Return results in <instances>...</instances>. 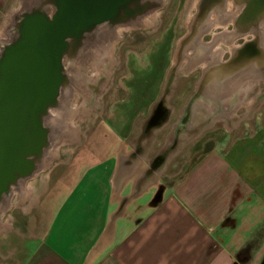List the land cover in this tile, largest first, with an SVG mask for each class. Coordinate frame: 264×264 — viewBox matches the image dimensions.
<instances>
[{"label": "crops", "instance_id": "crops-1", "mask_svg": "<svg viewBox=\"0 0 264 264\" xmlns=\"http://www.w3.org/2000/svg\"><path fill=\"white\" fill-rule=\"evenodd\" d=\"M152 111L128 137L103 142L116 147L112 156H78L73 183L53 202L43 231L21 244L16 264H264V121L230 140L213 120L179 149L191 144V158L214 141L211 150L172 180L169 148L153 155L156 139L131 135L156 127Z\"/></svg>", "mask_w": 264, "mask_h": 264}, {"label": "rangeland", "instance_id": "rangeland-1", "mask_svg": "<svg viewBox=\"0 0 264 264\" xmlns=\"http://www.w3.org/2000/svg\"><path fill=\"white\" fill-rule=\"evenodd\" d=\"M35 1H0V45L8 42L14 18ZM156 1L157 7L138 20L135 27H120L119 30L104 27L97 30L78 56L66 62L72 66L70 70L74 71V66L84 56L92 52V59L95 57L92 63L86 64L82 76L77 77L78 81L70 77L69 86L63 92L72 90L74 85L81 89L70 102L72 114L76 112L71 118V126L78 130V140L74 143L66 139L59 141L54 147L56 156H51V162L44 168L45 154L38 171L24 181V190L18 187L2 205L5 210L0 212V264H16L21 244L43 231L53 202L75 179L81 166L78 156L88 153L112 156L116 147L103 145V142L128 137V128L133 127L135 121L143 120L151 106L152 123H157L156 127L141 131V134L140 130L132 129L131 135L137 133L141 137L156 139L151 152L153 155L161 147L169 148L164 158L167 157L169 161L167 173L173 177L172 180H180L183 177L181 174L193 167L208 149L211 150L214 141L200 145L199 152L191 158L188 157L191 144L185 146L183 151L179 149L182 140L191 139L193 142L192 138L200 135L204 131L203 127L212 125L213 120L216 119L215 126L219 127L222 134H230V140L236 136L251 135L256 122L264 121L263 80L253 84L240 104L238 98L234 105L224 106L221 112L209 109L211 105L196 92L199 87L203 89L202 77L198 78L203 66L191 72L192 69L186 70L183 60L179 64L176 62L179 42L198 0ZM149 15L151 18L147 25H140L142 19L146 20ZM167 25L169 27L164 29ZM221 29V26L213 28L204 42H209L211 36L218 34ZM173 30L176 32L174 35ZM159 31L161 34L157 37ZM189 50L190 45L184 44L180 54L189 53ZM202 52L198 50L190 62L195 63ZM92 67L95 73L90 70ZM84 78L87 82L91 78L86 87ZM192 105L197 108L195 114H191L192 110L189 109ZM161 109L166 115L164 119L167 117L168 120L166 126L158 124L163 117ZM192 120L201 123L198 127H191ZM188 122L190 126L187 128ZM54 126L56 129L52 132L51 144L57 142L61 132L56 121ZM237 126L238 130L235 129Z\"/></svg>", "mask_w": 264, "mask_h": 264}, {"label": "water", "instance_id": "water-1", "mask_svg": "<svg viewBox=\"0 0 264 264\" xmlns=\"http://www.w3.org/2000/svg\"><path fill=\"white\" fill-rule=\"evenodd\" d=\"M154 7L150 0H36L14 18L0 45V205L38 171L51 145L50 112L70 82L65 63L97 30L137 24ZM263 10L264 0H246L237 22H253Z\"/></svg>", "mask_w": 264, "mask_h": 264}, {"label": "flooded vegetation", "instance_id": "flooded-vegetation-1", "mask_svg": "<svg viewBox=\"0 0 264 264\" xmlns=\"http://www.w3.org/2000/svg\"><path fill=\"white\" fill-rule=\"evenodd\" d=\"M150 1L155 2L157 7L156 0ZM245 1L246 0H198L195 5L194 14L188 21L185 33L179 42L180 48L182 49L183 45L188 43L191 47V51H189L192 53L191 58L193 59L198 53V50H202V54L206 55L205 50L207 49V45L213 39H216V43L208 58L209 62L213 63L215 61H219L216 65H221L222 68L233 71L237 70V73L247 69L249 66H255L256 68L262 70L264 66V49L260 45V34L264 29V10L259 14L257 19L253 20V22H249L247 24L238 23L237 18L241 15V12L245 8ZM151 10L148 13H150ZM214 17H216L217 20H221L222 24L211 27L210 24ZM256 22H259L258 25H254ZM217 26H221L223 29H221L218 34L211 36L209 42H204V38L209 36L212 29ZM168 27L169 25H167L164 29H167ZM161 31H159L156 35L157 37L161 34ZM174 34H176V32L173 30V35ZM222 37H226L224 39L225 43H222ZM229 46H232V51L229 49ZM177 56L176 62L179 64L183 60L187 68L186 70L192 69L191 72L200 68V65L203 66L198 78L202 77L204 72L208 69V67L205 68L206 65L204 63L198 64L193 68H188L190 66L189 62L185 61V58H182L181 55L177 54ZM68 69H72V66L65 63V71L67 75L71 77L67 72ZM251 74L254 76L255 72ZM96 76L97 74H95V77ZM254 83H258V81L255 82L253 80H249L241 82L238 84L239 88L237 91L232 94V91L236 86V81H234L233 84L223 92L225 96L230 95V97H225V100L221 104L211 102L214 98L218 97L219 94L218 90L214 91L212 87H209V89H200L199 87L196 92L204 97H208L210 99H206L208 104L216 110H221V108L226 105H234L238 98L240 104V101L244 98L245 93L253 86ZM165 91H167L166 88ZM62 94L63 93H61V95ZM161 114V116L164 115L162 109ZM148 119L149 122H152V114Z\"/></svg>", "mask_w": 264, "mask_h": 264}, {"label": "bare ground", "instance_id": "bare-ground-1", "mask_svg": "<svg viewBox=\"0 0 264 264\" xmlns=\"http://www.w3.org/2000/svg\"><path fill=\"white\" fill-rule=\"evenodd\" d=\"M150 16L151 15L146 17V20H145V18L142 19V21L139 24L142 26L147 25V21L149 20V18H151ZM218 24H222L221 20H219V19L217 20V18L214 17L213 20L211 21L210 26L212 27V26L218 25ZM135 26H136V24H133V25H130L128 27L131 28V27H135ZM128 27H123V29H127ZM119 29H120V27H116V30H119ZM225 38L226 37L223 38L222 43H225L224 42ZM215 40L216 39H213L207 45V49L205 50L206 55L202 54L200 57H198V59L195 63L190 62V60H192V58H191L192 53L191 52H189V53L183 52V54H180L181 48H179L177 51V54L181 55L182 58H185V61L189 62L190 66L188 68H191V67L193 68L195 65H197L199 63H204L206 65L205 68L208 67V69L204 72V74L202 76V82H204L203 88L209 89V87H212V89H214V91L218 90V93H219L218 97L214 98V100H212L211 102L216 103V104H221L225 100V97L226 98L230 97V95L225 96L223 92L225 90H227L230 87V85L233 84L234 81H236V86H235L234 90L232 91V94H234L235 91H237V89L239 88L238 84L241 82H245V81H249V80H253L255 82H257L259 80L264 81V68L262 70H260V69L256 68L255 66H249L247 69L242 70V71L237 73V70L236 71H230L229 69L222 68L221 65H216V63H218L219 61H215L213 63L209 62L208 58H209V55H210L212 48L214 47V45L216 43ZM260 45L264 49V29L262 30V32L260 34ZM231 48H232V46H229V49L232 51ZM185 54H186V56H185ZM92 55L93 54L91 52V53L87 54L86 56H84V58H83L84 61L81 60V62H79L78 65L74 66V69H75L74 71H72L70 69L67 70V72L70 74V76H71V78H73V80L78 81L77 77L82 76L84 70L86 69L85 68L86 64L89 63L90 61H91V63L94 61L95 57L92 59ZM194 60H196V59H194ZM90 70L95 73V70L93 69V67ZM254 72H255V74L253 76V74H251V73H254ZM90 79H88L89 82H90ZM83 80H84V82H86V83H84V87H86L89 82H87V80L85 78ZM79 90H81V89L78 88V86L74 85V87H72V90H69L68 92L63 93L59 98L58 109H56L54 111L52 110L50 112L52 118H54V120L56 121L57 128L60 129L61 132H60L59 139L57 140V142L52 143L50 145V149L45 153L46 158L44 159V163H45V165L43 164L44 168L49 164L48 162L49 161L51 162V160L53 159V158H51V156H53V154H54L53 157L56 156V152H55L54 147L59 141H61L62 139L63 140L66 139V141L74 143L78 140V136H77V134H79L78 130H76L75 128H73L71 126V118L76 112H73V114H72L70 102H71V99H73V97L76 95L77 91H79ZM203 98H205V100L206 99L210 100L208 97L203 96ZM211 99H213V98H211ZM222 110H224V107L221 108V110H219V111L221 112ZM215 111H216V109H215ZM224 116H225V114L222 115L221 117H224ZM23 183L19 184V186H18L21 191L24 190V188H23L24 184ZM18 187L14 188L13 191L17 190ZM25 191H27V189H25ZM3 210H5V208H2V205H0V212H3Z\"/></svg>", "mask_w": 264, "mask_h": 264}, {"label": "trees", "instance_id": "trees-1", "mask_svg": "<svg viewBox=\"0 0 264 264\" xmlns=\"http://www.w3.org/2000/svg\"><path fill=\"white\" fill-rule=\"evenodd\" d=\"M211 148V147H210ZM209 150V149H208Z\"/></svg>", "mask_w": 264, "mask_h": 264}]
</instances>
